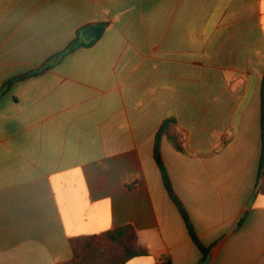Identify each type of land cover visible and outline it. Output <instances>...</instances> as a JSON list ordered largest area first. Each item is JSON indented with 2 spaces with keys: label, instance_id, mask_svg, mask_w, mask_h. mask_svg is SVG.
<instances>
[{
  "label": "crops",
  "instance_id": "obj_1",
  "mask_svg": "<svg viewBox=\"0 0 264 264\" xmlns=\"http://www.w3.org/2000/svg\"><path fill=\"white\" fill-rule=\"evenodd\" d=\"M263 87L264 0H0V264L124 225L125 264H202L167 120L205 264H264Z\"/></svg>",
  "mask_w": 264,
  "mask_h": 264
},
{
  "label": "trees",
  "instance_id": "obj_2",
  "mask_svg": "<svg viewBox=\"0 0 264 264\" xmlns=\"http://www.w3.org/2000/svg\"><path fill=\"white\" fill-rule=\"evenodd\" d=\"M93 40L86 42L82 36V31L79 32V38L75 39L69 48L64 52L60 53L54 59L47 62L44 67L40 70L32 71L25 75H21L9 81L7 83V87L11 86L17 80H22L27 78L30 75L35 73H39L41 70H46L51 68L54 63L64 56L65 54L73 51L74 49L90 45ZM3 93H0L2 96ZM263 98V129H264V87L262 92ZM176 122L174 120H167L164 122L163 126L159 130L156 135L155 139V153L157 162L161 168V173L163 176V181L167 192L176 206L179 208L181 214L183 215L184 219L187 222V226L189 229V233L193 238L194 243L200 248L202 251L204 258L202 264L207 262V258H209L210 249L205 247L199 238L194 232V228L183 208L181 203L179 202L172 186L171 182L168 179V175L166 169L162 163V160L159 155V148H160V138L162 135H166L173 146L180 152H187V148L185 147L183 141V135L177 131H175ZM263 158H264V146H263ZM262 170V169H261ZM72 248H73V260L69 264H125L129 260L137 257H145L149 255L148 250L143 247L138 240L137 231L132 225H124L121 227H117L111 231L103 233L101 235H94V236H85V237H77L72 239L71 241Z\"/></svg>",
  "mask_w": 264,
  "mask_h": 264
},
{
  "label": "water",
  "instance_id": "obj_3",
  "mask_svg": "<svg viewBox=\"0 0 264 264\" xmlns=\"http://www.w3.org/2000/svg\"><path fill=\"white\" fill-rule=\"evenodd\" d=\"M97 34L96 29H89L87 31H85L82 36L84 38L85 41L89 42L91 39H93Z\"/></svg>",
  "mask_w": 264,
  "mask_h": 264
}]
</instances>
